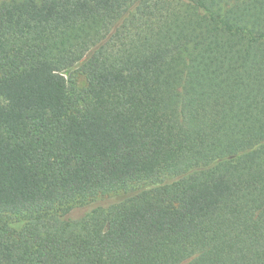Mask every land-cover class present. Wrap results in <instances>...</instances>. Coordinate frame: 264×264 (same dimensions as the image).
<instances>
[{
  "label": "trees",
  "instance_id": "1",
  "mask_svg": "<svg viewBox=\"0 0 264 264\" xmlns=\"http://www.w3.org/2000/svg\"><path fill=\"white\" fill-rule=\"evenodd\" d=\"M0 264H264V0H0Z\"/></svg>",
  "mask_w": 264,
  "mask_h": 264
},
{
  "label": "rangeland",
  "instance_id": "2",
  "mask_svg": "<svg viewBox=\"0 0 264 264\" xmlns=\"http://www.w3.org/2000/svg\"><path fill=\"white\" fill-rule=\"evenodd\" d=\"M65 76L68 80H72L73 82H75L79 88H84L87 86L86 77L82 74L80 67L69 70L65 74ZM113 199H114L113 197L99 199V200L95 201L96 203L94 202L95 204L92 205L91 207L79 208V209L75 210L72 214V217L79 218V217L83 216L86 212L90 211L92 208L96 207L97 205H99V204L106 205L108 203H111L113 201ZM18 221H20V222H18ZM22 223L23 222L20 219L15 218L14 220H12L11 226H13V228H15V229H20Z\"/></svg>",
  "mask_w": 264,
  "mask_h": 264
}]
</instances>
